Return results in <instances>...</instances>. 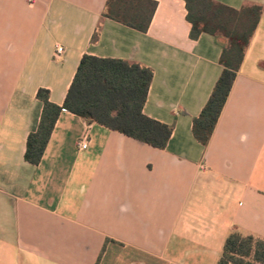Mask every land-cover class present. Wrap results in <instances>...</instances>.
<instances>
[{
  "label": "crops",
  "instance_id": "0c3cea01",
  "mask_svg": "<svg viewBox=\"0 0 264 264\" xmlns=\"http://www.w3.org/2000/svg\"><path fill=\"white\" fill-rule=\"evenodd\" d=\"M155 1L143 33L103 18L108 0H0V264H217L233 231L264 241V12L205 147L193 122L225 41L192 40L185 1ZM84 55L154 70L144 113L173 127L166 149L64 110L41 163L25 160L38 91L63 106Z\"/></svg>",
  "mask_w": 264,
  "mask_h": 264
},
{
  "label": "trees",
  "instance_id": "16d2710c",
  "mask_svg": "<svg viewBox=\"0 0 264 264\" xmlns=\"http://www.w3.org/2000/svg\"><path fill=\"white\" fill-rule=\"evenodd\" d=\"M184 1L192 40L209 34L225 41L221 43L220 58L223 72L193 122L195 139L207 147L258 29L264 6L248 4L238 10L218 0ZM157 7L155 0H108L103 18L146 33ZM153 78L154 70L139 62L84 55L63 106L51 101L49 90L38 91L43 111L38 129L28 137L25 160L33 165L41 163L64 110L154 148L166 149L173 127L144 113ZM217 264H264V241L233 231Z\"/></svg>",
  "mask_w": 264,
  "mask_h": 264
},
{
  "label": "built area",
  "instance_id": "2783aa9c",
  "mask_svg": "<svg viewBox=\"0 0 264 264\" xmlns=\"http://www.w3.org/2000/svg\"><path fill=\"white\" fill-rule=\"evenodd\" d=\"M56 53L58 56H62L65 53V50L62 46H57ZM90 145V136L89 132H86L85 135L80 140L78 146L80 150H87Z\"/></svg>",
  "mask_w": 264,
  "mask_h": 264
}]
</instances>
